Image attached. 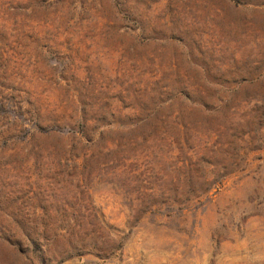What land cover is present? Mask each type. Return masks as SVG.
I'll return each instance as SVG.
<instances>
[{"label": "rangeland", "instance_id": "374dc122", "mask_svg": "<svg viewBox=\"0 0 264 264\" xmlns=\"http://www.w3.org/2000/svg\"><path fill=\"white\" fill-rule=\"evenodd\" d=\"M0 264H264V0H0Z\"/></svg>", "mask_w": 264, "mask_h": 264}, {"label": "trees", "instance_id": "16d2710c", "mask_svg": "<svg viewBox=\"0 0 264 264\" xmlns=\"http://www.w3.org/2000/svg\"><path fill=\"white\" fill-rule=\"evenodd\" d=\"M55 134L58 136H64L72 139L76 145H81L83 142V138H85V127H70L69 129H57L55 131ZM80 135V136H79ZM85 145V144H83ZM86 147V146H84ZM75 238H77L80 242L85 241L86 238L88 237L84 232L83 228L79 226V230L77 231L76 228L73 230V233L71 234Z\"/></svg>", "mask_w": 264, "mask_h": 264}]
</instances>
